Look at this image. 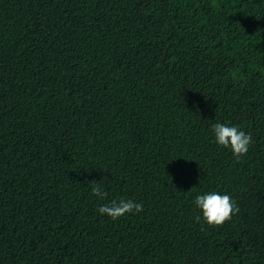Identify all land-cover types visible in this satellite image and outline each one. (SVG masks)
<instances>
[{
    "label": "trees",
    "instance_id": "obj_1",
    "mask_svg": "<svg viewBox=\"0 0 264 264\" xmlns=\"http://www.w3.org/2000/svg\"><path fill=\"white\" fill-rule=\"evenodd\" d=\"M0 264H264V0H0Z\"/></svg>",
    "mask_w": 264,
    "mask_h": 264
},
{
    "label": "clouds",
    "instance_id": "obj_2",
    "mask_svg": "<svg viewBox=\"0 0 264 264\" xmlns=\"http://www.w3.org/2000/svg\"><path fill=\"white\" fill-rule=\"evenodd\" d=\"M212 138L219 146L229 149L237 163H239L249 151L252 143L251 133L239 129L235 126L219 123L215 121L212 126ZM92 195L104 199L107 193L101 188L97 181L89 183ZM193 191L195 188L192 189ZM195 207L201 215L196 216V221L201 218L210 228L222 227L232 217L239 213L240 209L230 195H221L216 191L203 195H197L194 200ZM143 211V204L133 200L121 199L113 200L110 204L99 207L100 215L107 216L112 221L125 216L126 214H137Z\"/></svg>",
    "mask_w": 264,
    "mask_h": 264
}]
</instances>
